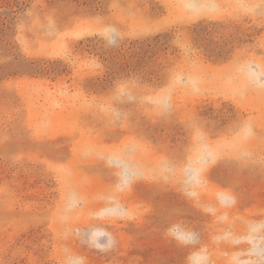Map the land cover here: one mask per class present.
<instances>
[{
	"label": "rangeland",
	"instance_id": "obj_1",
	"mask_svg": "<svg viewBox=\"0 0 264 264\" xmlns=\"http://www.w3.org/2000/svg\"><path fill=\"white\" fill-rule=\"evenodd\" d=\"M196 2L0 0V264H186L194 248L165 235L177 222L226 264L217 216L237 232L264 219V89L239 72L264 69V0ZM114 154L142 177L118 194L121 218L97 220ZM96 227L113 249L89 246Z\"/></svg>",
	"mask_w": 264,
	"mask_h": 264
},
{
	"label": "clouds",
	"instance_id": "obj_2",
	"mask_svg": "<svg viewBox=\"0 0 264 264\" xmlns=\"http://www.w3.org/2000/svg\"><path fill=\"white\" fill-rule=\"evenodd\" d=\"M183 6L189 10H198L200 4L196 0H184ZM105 36L109 46H117L119 41V32L114 27H109ZM239 72L247 82V86L257 89H264V69L254 64L242 65ZM253 135V129L250 124L245 123L242 128V139L247 140ZM107 165L118 169L116 175L118 180L114 185V192L100 197L105 202V206L92 213V217L97 220H106L111 218H121L117 215L122 208L118 194L130 189L132 183L142 177V173L130 163V157L123 155H110L106 158ZM191 195V193H189ZM216 200L220 207L228 208L236 204L237 198L229 189H221L216 193ZM77 206V201L69 199L65 214L61 216L62 221L68 220V213ZM206 211L215 215L217 209L208 206ZM220 223H225L228 228L213 237L216 245L226 243L234 250L225 252L226 264H264V219L243 221V231L234 230L233 222L227 212L217 216ZM165 235L174 240L180 247H193L186 257V264H214L211 253L207 246L195 247L199 244L200 238L197 232L184 226L182 222L170 225L165 230ZM116 245L112 234L101 228L91 230L89 246L97 251L107 252ZM68 253V249H65ZM65 264H86L83 256L68 253L65 258Z\"/></svg>",
	"mask_w": 264,
	"mask_h": 264
}]
</instances>
